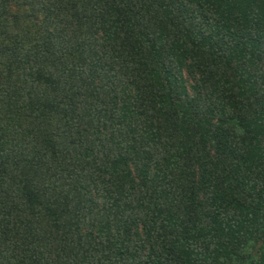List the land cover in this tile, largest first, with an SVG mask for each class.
Listing matches in <instances>:
<instances>
[{"label":"trees","instance_id":"1","mask_svg":"<svg viewBox=\"0 0 264 264\" xmlns=\"http://www.w3.org/2000/svg\"><path fill=\"white\" fill-rule=\"evenodd\" d=\"M0 264H264V0H0Z\"/></svg>","mask_w":264,"mask_h":264}]
</instances>
